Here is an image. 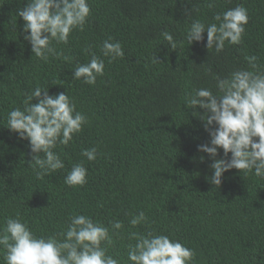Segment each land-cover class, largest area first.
<instances>
[{"label":"trees","instance_id":"obj_1","mask_svg":"<svg viewBox=\"0 0 264 264\" xmlns=\"http://www.w3.org/2000/svg\"><path fill=\"white\" fill-rule=\"evenodd\" d=\"M26 3L0 0V225L19 213L37 236L56 235L72 215L83 214L104 225L123 222L108 251L120 264H130L127 245L135 241L128 234L150 230L193 249L194 264H264V178L232 169L219 187L212 185L213 160L198 150L210 136L192 114L203 110L185 104L194 89L215 93L214 75L247 69L246 56L264 65V0H89L84 31L55 45L63 54L47 62L24 40L17 12ZM240 5L249 15L241 45L216 53L205 46L206 32L202 42L188 44L193 20L215 23L217 13ZM164 31L174 36L175 49ZM109 37L121 43L122 59L103 57ZM89 50L105 62L95 86L73 78L75 67L90 61ZM37 86L49 95L67 92L88 119L68 146L55 149L65 168L44 179L29 164V141L7 128L9 111L23 109L25 93ZM92 147L98 157L89 162L81 153ZM217 158H224L222 149ZM75 163L88 169L83 187L64 182ZM140 211L148 222L133 228L129 220Z\"/></svg>","mask_w":264,"mask_h":264},{"label":"clouds","instance_id":"obj_2","mask_svg":"<svg viewBox=\"0 0 264 264\" xmlns=\"http://www.w3.org/2000/svg\"><path fill=\"white\" fill-rule=\"evenodd\" d=\"M17 15L24 21V40L30 43L32 53L47 62L49 57L63 54L55 45H67L74 31H84L91 7L89 0H27ZM214 20L215 23L208 24L193 20L185 35L188 44L202 42L205 32L206 48L216 53L222 52L226 44L243 43L249 22L244 6L217 13ZM162 36L171 49L176 48L177 42L169 31H164ZM111 40L109 37L100 47L109 62L125 56L121 43ZM90 55L88 63L75 67L73 78L95 86L97 78L105 74V62L94 52L90 51ZM245 59L247 69L234 70L225 78L213 76L215 93L211 88H198L185 100L191 110L197 107L203 110V114L196 111L192 114L203 121L210 141L199 145L198 150L213 160L209 182L216 187L221 185L224 173L232 169L264 178V65L256 55ZM154 62H159L157 57ZM33 99L38 102L33 103ZM87 123V117L77 110L67 92L49 95L48 88L40 86L25 93L23 109L13 108L7 117V128L17 133L19 139L29 141L34 154L29 164L37 179L65 168L55 149L59 145L68 146ZM220 149L224 158L218 159ZM81 155L92 162L97 159L98 151L92 147L83 150ZM87 177L84 164L75 163L64 182L70 187H83L88 183ZM147 222L148 217L140 211L131 217L129 225L135 228ZM123 229L120 220L104 225L91 216L74 214L62 232L37 236L17 213L15 217H6L0 225V251L5 264H120L108 251ZM128 237L135 241L127 245L130 264H194L195 251L169 235L150 230L146 234L130 232Z\"/></svg>","mask_w":264,"mask_h":264}]
</instances>
